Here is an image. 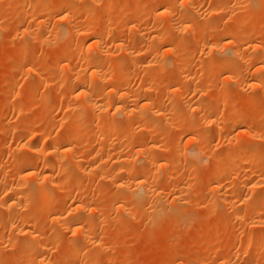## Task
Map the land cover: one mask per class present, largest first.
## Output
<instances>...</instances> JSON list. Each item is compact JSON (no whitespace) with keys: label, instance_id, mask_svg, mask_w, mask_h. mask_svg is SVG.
<instances>
[{"label":"rangeland","instance_id":"374dc122","mask_svg":"<svg viewBox=\"0 0 264 264\" xmlns=\"http://www.w3.org/2000/svg\"><path fill=\"white\" fill-rule=\"evenodd\" d=\"M35 1L0 0V200L4 202L2 195L13 193L10 188L15 184L27 187L47 168L57 175L58 170H55H61L58 166H62L63 171L68 168L70 173L71 170V176L63 171L60 173L68 178L64 174L56 176L60 188L51 189L49 203L34 196L19 204V213H24V218L29 219L26 218L27 222H31L29 237H24L19 230L26 220L14 218L8 204V211L2 207L0 264H39V260L42 264H264V0H168L166 8L164 5L160 10L156 9L157 0H66L81 11L74 20L75 25L81 26L75 31L74 39L66 21H60L68 7L66 4L50 6L55 0H41L40 5H33ZM87 7H91L88 13ZM185 9L190 15L186 21L182 18ZM161 11L164 15L158 16ZM38 19L43 20L44 25H39ZM54 26L65 27L66 30L62 28L65 36L58 32L54 35ZM105 28L102 45L98 46L92 38ZM76 47L82 52L78 56L66 53ZM87 50L90 52L86 54ZM233 52L236 54H231ZM128 54L138 61L128 60ZM88 57L101 61V71L106 74L103 78L110 74L122 78L112 83L114 86L105 78L96 82L105 89L102 91L99 87L100 94L105 93L102 97H98L99 92L93 94L97 106L105 104L103 108L108 106V111L113 113L115 109L109 106L108 91L115 88L132 93L136 99L147 92L148 97L156 96L150 101L148 111L155 113L149 115L153 117L150 120H157L161 114L166 115L165 118L145 121L150 113L147 111L141 118L146 111L140 101L138 106L124 108L122 114L116 110L119 114L116 111L117 114H111L115 117L109 112V118H115L119 125L100 140L104 145L98 139L100 145L95 142L96 136L93 138L101 128V121L100 124L95 120L93 127L74 132L71 129L74 119L80 116L74 113L72 106L83 102L68 89L71 87L67 81L72 74L84 72L85 65L89 66ZM217 96L221 102L208 105V101ZM163 100L166 104H162ZM67 103L72 104L71 110ZM192 103H199L200 113H190L184 124L192 123L194 128L182 129L180 140H174L169 134L174 133L175 116ZM125 110L129 111V116L125 117L130 119L122 121L123 115L128 113ZM88 113L92 117L93 113ZM231 120L239 123L236 135ZM87 133L91 137L80 143V138ZM44 135L52 136L53 140L42 145ZM70 137L76 141L75 147L72 146L74 156L68 153L73 157L62 151L49 155L50 145L61 147ZM231 138L241 147L230 145ZM111 143L113 148L108 145ZM38 144V153L28 148ZM141 144L154 147L157 152L147 164L150 173L134 180L133 174L145 165L142 156L136 154ZM242 144L252 148L241 149ZM96 145L100 146L96 148L100 155L94 151ZM105 145L109 146L107 151L102 148ZM191 148L198 150L203 159L194 156L189 151ZM250 149L255 150L251 153L253 156L248 153ZM93 151L94 159L90 158ZM84 156L91 159V164L88 160L87 163L82 161ZM74 157H78L77 161L71 159ZM32 158L36 164L30 170V180L20 181L17 174L26 166V160ZM120 161L122 164L116 163ZM242 163L248 166L245 174L240 172ZM117 165L127 170V177L118 172L115 177L111 176L110 172L119 169ZM252 172L258 182H253L257 189L250 192L237 178L247 174L246 178ZM116 175L125 180L120 177L119 181ZM211 175L215 176L214 180L220 175L228 177L220 191L207 186ZM137 182L145 188L156 187L161 199L164 197L162 200L169 205L157 214L152 212L155 202H148L152 203V194L147 196L149 200L143 198L145 203L142 200L130 202L129 194H134ZM181 188L186 190V195L180 197ZM124 194L126 197H120ZM225 198L234 205L224 204ZM78 206L84 210H77ZM77 216L94 226L87 239H83L81 233H72L73 222L80 218ZM34 238L39 244V254L32 251L37 247Z\"/></svg>","mask_w":264,"mask_h":264},{"label":"bare ground","instance_id":"6f19581e","mask_svg":"<svg viewBox=\"0 0 264 264\" xmlns=\"http://www.w3.org/2000/svg\"><path fill=\"white\" fill-rule=\"evenodd\" d=\"M27 1V0H26ZM40 1L41 0H36L35 2H34V4L33 5H35L36 3H39V5L41 4L40 3ZM91 1V0H90ZM95 1V0H94ZM93 1V2H94ZM42 2H43V0H42ZM168 2V0H157V6H156V9H161L164 5H165V8H166V3ZM45 4H46V1L44 2ZM62 3H64V4H66L68 7H67V9H64V11H63V19L62 18H60V21L61 20H64V21H66V23L69 25V27H68V29L70 30L69 32L71 33V34H73L72 35V37L74 36V34H75V31L77 32V31H79L80 30V28H81V26L80 25H75V19H76V16H77V14L79 13V12H81V11H79L76 7H75V5L73 6H71V3H67L66 2V0H65V2L64 1H62V0H55V1H52V2H50V6H57V5H60V4H62ZM172 3V2H171ZM24 4H25V2H24ZM91 4V3H90ZM95 4H96V2H95ZM169 4V6L168 7H170V3H168ZM167 4V5H168ZM176 4V3H175ZM49 5V4H48ZM89 5V4H88ZM93 5H94V3H93ZM102 5V4H101ZM49 6V7H50ZM187 6H188V4H187ZM35 7V6H34ZM93 7V6H92ZM94 7H96V5L94 6ZM167 7V8H168ZM172 7V6H171ZM88 8V7H87ZM50 9V8H49ZM86 9V8H85ZM89 9L91 10V7L90 8H88V10H86V12L87 11H89ZM184 9V8H183ZM158 10V11H159ZM168 10V9H167ZM166 10V11H167ZM84 11V10H83ZM165 11V10H164ZM164 11L161 13H159V14H157L158 16H160V15H164ZM185 11H186V9H185ZM184 11V12H185ZM90 12V11H89ZM157 12V11H156ZM168 12V11H167ZM169 12H170V10H169ZM88 13V12H87ZM80 14V13H79ZM83 14H86L85 12L83 13ZM91 14V13H90ZM157 15L155 14V16L157 17ZM166 15V14H165ZM183 15H184V17L182 16V18H183V20H188V18L190 17V15H189V13H187V11L185 12V13H183ZM41 16V15H40ZM35 17H38V16H35ZM62 17V16H61ZM191 18H193V17H191ZM29 19V18H28ZM43 19V18H42ZM156 19H158V18H156ZM179 19V18H178ZM177 19V20H178ZM91 20V19H90ZM160 20H161V18H160ZM185 20V21H186ZM236 20V19H235ZM43 21V20H42ZM41 21V19H40V22H39V19H38V24L39 25H44L43 23H44V21L42 22ZM172 21V20H171ZM170 21V22H171ZM228 21V20H227ZM156 22H157V20H156ZM160 21L158 20V23H159ZM161 22H162V20H161ZM181 22V21H180ZM184 22V21H183ZM183 22H181V23H183ZM204 22V21H203ZM50 23V22H49ZM58 23V22H57ZM97 23V22H96ZM154 23H155V21H154ZM180 23V24H181ZM220 23V22H219ZM60 24V23H59ZM82 24V23H81ZM94 24V23H93ZM93 24H92V26H93ZM162 24V23H161ZM56 25V24H55ZM58 25V24H57ZM96 25V24H95ZM109 25V24H108ZM158 25V24H157ZM182 25V24H181ZM85 26V25H84ZM87 26V25H86ZM91 26V25H90ZM107 26V25H106ZM154 26H156V25H154ZM177 26V25H176ZM46 27H48V26H46ZM83 27V26H82ZM95 27V26H94ZM110 27V26H109ZM159 27V26H158ZM29 28V27H28ZM32 28V27H31ZM62 28H63V26H62ZM61 28V26L59 27H57V26H54L53 28H52V33L55 35L57 32V34H62V33H64V36H65V33L66 32H64L63 31V29L65 28H63L62 29ZM83 28H85V27H83ZM45 29H47V28H45ZM156 29V28H155ZM64 30H66V29H64ZM105 30H107V28H105V29H103V31H100V33H97L96 35L97 36H95V37H93L92 39L95 41V43L98 45V46H101L100 45V42H101V40H103L104 39V35L106 34V32L107 31H105ZM159 30V29H158ZM51 31V30H50ZM49 31V32H50ZM54 32H56V33H54ZM43 33V32H42ZM68 33V32H67ZM161 34V33H160ZM230 35V34H229ZM62 36V35H61ZM205 36V35H204ZM225 37H227L226 35H224ZM69 38H70V36H69ZM103 38V39H102ZM223 38V37H222ZM73 39H74V37H73ZM91 39V38H90ZM225 39V38H224ZM43 40V39H42ZM41 40V41H42ZM64 40V39H63ZM93 40H91V41H93ZM93 41V42H94ZM43 42V41H42ZM45 42V41H44ZM69 42H71V41H69ZM146 42V41H145ZM73 43V42H72ZM76 44V43H75ZM74 44V45H75ZM77 46H78V44H76ZM123 45V44H122ZM73 46V45H72ZM151 46V45H150ZM80 47H82V46H80ZM119 47V46H118ZM255 47V46H254ZM71 48V47H70ZM78 48H79V46H78ZM78 48L76 47V48H74V50H72L71 52L70 51H67L66 53H68L69 52V55L71 56L72 54H74V53H76L77 54V56H78V53L80 54V53H82L81 52V50H78ZM98 48H100V47H98ZM64 49V48H63ZM80 49V48H79ZM104 49V48H103ZM125 49V48H124ZM102 50V49H101ZM171 50V49H170ZM64 51V50H63ZM83 51V50H82ZM103 51V50H102ZM126 51V50H125ZM146 51V50H145ZM90 51L89 50H87V52H86V54L87 53H89ZM105 52V51H104ZM130 52V51H129ZM132 52V51H131ZM139 52V51H138ZM172 52V51H171ZM235 52V51H234ZM231 53V54H236V53ZM65 53V54H66ZM114 53V52H113ZM84 54V53H83ZM116 54V53H115ZM133 54V53H132ZM143 54V53H142ZM131 55V54H130ZM69 56V57H70ZM89 56V55H88ZM110 56V55H109ZM112 56V55H111ZM141 56V55H140ZM236 56V55H235ZM239 56H240V54H239ZM66 57H68V56H66ZM73 57V56H72ZM143 57V56H142ZM238 57V56H237ZM262 57V56H261ZM91 58H93V59H91ZM102 58V57H101ZM124 58V57H123ZM128 60H132L133 61V63H134V61L135 62H137L138 60H135V57L133 56V55H131V56H129V54H128ZM159 58V57H158ZM239 58V57H238ZM259 58V57H258ZM66 59V58H65ZM87 59H89V62L88 61H86V63L88 62L89 63V66H87V65H85V68L84 69H82L84 72L83 73H78V74H72V78L70 77V81L68 80L67 82H69L68 84H69V86L71 87V88H69L68 87V89H71L72 91V94L75 96V98H77V100H78V98H80L81 100H82V102H83V104H82V102L80 103V104H82V105H80V106H77V104L76 105H74V106H72V104L71 105H68V103H67V105H68V108L70 107V110H71V106H72V109L75 111L74 113H76L77 115H79L80 117L78 118V116H77V120L76 119H74L75 120V122H74V125L72 126V130L74 131V132H80V130L82 129L83 130V128H85V127H90V125L91 124H93L94 123V121L95 120H97V122H99L100 123V121L102 122V124H101V128L98 126V128H100V129H98V131L96 132V134H94L93 135V138H94V136H96V140H95V142H97L98 143V141H97V139L99 140V143L101 144V142L102 141H100V140H104L105 138H106V136H108L112 131H113V127H115V128H117L118 127V125H119V123L116 121V119L114 120L113 118L111 119V118H109V116L111 115V114H113V113H118L119 114V112L121 111V113L120 114H122V110H124V108H128V107H132L131 105H139V103H140V101H142L141 103H142V109H144L146 112H143L144 114L143 115H141V118H142V116H144L146 113H148L149 111H148V109H149V107H150V105H152V104H150V101L152 102V100H154V98L156 97V96H153V95H149V96H151V97H148V95L144 92L143 93V95L138 99V97H137V99L135 98V96H132V93L131 94H129V93H127V91L125 92V90H123L122 88V90H115V89H113L112 91H108V92H110L109 93V96L111 97H109L108 95V97L111 99V101H110V104H109V106H111V107H113L115 110H113L114 112L113 113H111V110L110 111H108V109L107 108H109L108 106L106 107V109L105 108H103V106L105 105H103V104H100L99 106H97V104L95 103V102H97V101H95L96 99H94V96H93V94H95V93H98L100 90V88L99 87H101V90L102 91H104L105 89H102L103 87V84H102V81H101V83L100 84H102V86H98L97 85V83L96 82H98L99 83V79H104L103 78V76H105V75H103V73H102V64H100L101 63V61H100V59H99V61H100V63L98 62V60L96 59H94V57H88ZM107 59H108V57H107ZM141 59V58H140ZM68 60V59H67ZM155 60V59H154ZM157 60V59H156ZM184 59H182L181 61H183ZM70 61V60H69ZM68 61V62H69ZM97 61V62H96ZM132 61H130V62H132ZM164 61V60H163ZM257 61V60H256ZM63 63H65L64 62V60L62 61ZM185 62V61H184ZM103 63V62H102ZM132 63V64H133ZM157 63V62H156ZM155 63V64H156ZM159 63V62H158ZM180 63H182V62H180ZM124 63H122V65H123ZM137 64V63H136ZM263 64V63H262ZM65 65V64H64ZM133 65H135V64H133ZM154 65V64H153ZM158 65V64H157ZM227 65V64H226ZM225 65V66H226ZM66 66H68V65H66ZM87 66V67H86ZM230 66H232L231 64H230ZM102 67V68H101ZM132 67V66H131ZM225 68V67H224ZM59 69V68H58ZM67 69H69V68H67ZM157 69H160V68H157ZM228 69V68H227ZM262 68H260L259 70H261ZM106 70V69H105ZM229 70V69H228ZM239 70V69H238ZM103 71H104V69H103ZM111 71V70H110ZM203 71V70H202ZM181 72V71H180ZM178 73V72H177ZM203 73V72H202ZM108 74H110V73H108ZM262 74V73H261ZM264 74V73H263ZM103 75V76H102ZM111 75V74H110ZM109 75V76H110ZM148 75V74H147ZM146 75V76H147ZM109 76H107L106 78H105V80L107 81V83H109V85H111L112 83L114 84H116L118 81L120 82L121 80H122V78H120L118 75H116L115 76V74L113 75H111L110 77ZM121 76V75H120ZM141 77V76H140ZM198 77V76H197ZM209 77V76H208ZM258 77V76H257ZM196 78V77H195ZM101 79V80H102ZM99 80V81H98ZM124 80V79H123ZM126 80V79H125ZM124 80V81H125ZM192 80V79H191ZM145 81V80H144ZM152 81V80H151ZM41 82V81H40ZM105 82V81H104ZM127 82V81H126ZM238 82V81H237ZM60 83V82H59ZM62 84V83H61ZM112 84V85H113ZM132 84V83H131ZM66 85H67V83H66ZM97 85V86H96ZM108 85V86H109ZM128 85V84H127ZM196 85V84H195ZM57 86V85H56ZM114 86V85H113ZM126 86V85H125ZM148 86V85H147ZM98 87V88H97ZM196 87V86H195ZM104 88H105V86H104ZM113 88V87H112ZM125 88V87H124ZM128 88V87H127ZM131 88V87H130ZM146 88V87H145ZM177 88V87H176ZM108 90V89H107ZM169 90H170V88H169ZM139 91V90H138ZM141 91V90H140ZM153 91V90H152ZM151 91V92H152ZM176 91H178L177 89H176ZM102 93V92H101ZM136 93V92H135ZM156 93V92H155ZM102 94H104L105 95V93H102ZM102 94H100V92H99V96L98 97H100ZM95 95V97H97ZM219 96V95H218ZM214 97V98H212V99H210L209 101H208V105H215L216 103L218 104L219 103V101L221 102V100H220V96L219 97ZM102 97V96H101ZM154 97V98H153ZM104 99V98H103ZM103 99H102V101H103ZM66 102H68V100L66 101ZM167 102V101H166ZM60 103V102H59ZM98 103H99V101H98ZM154 103V102H153ZM162 104H166L165 102H164V100H163V102H162ZM169 104V103H168ZM172 104V103H171ZM199 103H192V104H189L187 107H189V108H186V112L184 111L183 112V108L185 107L184 106V104H183V108H182V112L180 111V113L178 114H176V119H175V121H176V124L174 125L175 127H173V129H174V133H171V134H169L174 140L175 139H178L179 138V140H180V137H181V135H183V134H181V130L183 129L184 131H189L190 129H192V128H194L193 126H192V123H190V124H188V125H186L185 126V117L186 116H188V115H190V113L192 114L193 112H199L200 113V105H198ZM57 105V104H56ZM67 105H66V107H67ZM103 105V106H102ZM187 105V104H186ZM106 106V105H105ZM104 106V107H105ZM140 107V108H141ZM152 107L153 106H151V109H152ZM110 109V108H109ZM133 109V108H132ZM185 109V108H184ZM188 109V110H187ZM72 110V111H73ZM116 110H118V111H116ZM130 110V109H129ZM143 110V111H144ZM150 110V109H149ZM203 110V109H202ZM92 112L93 113V115H92V117L90 116V114L88 113V112ZM98 111V112H97ZM116 111V112H115ZM126 112H128L127 114H124L125 112L123 111V119H122V121L126 118L125 117V115L126 116H129V111H127V110H125ZM148 111V112H147ZM85 112H87L88 113V115H89V118H87V113H86V117H85ZM109 112H110V115H109ZM130 112H133V110H130ZM116 113V114H117ZM150 113V112H149ZM152 113H154V111H152ZM152 113H150V114H148L147 115V119H145L144 117V119H145V121H147L148 119L150 120V119H152L151 118V116H149V115H151ZM161 113V112H160ZM142 114V113H141ZM155 114V113H154ZM158 114H159V112H158ZM20 115V114H19ZM138 115V114H137ZM160 115V114H159ZM200 115V114H199ZM112 117H115L114 115H111ZM110 116V117H111ZM118 116V115H117ZM116 116V117H117ZM161 116H163L162 114L160 115V117ZM165 116L166 115H164L163 116V118H165ZM91 117V118H90ZM158 117V116H157ZM159 117V118H160ZM189 117V116H188ZM215 117H218V115H215ZM140 118V119H141ZM158 118V119H159ZM162 118V117H161ZM210 118V117H209ZM226 118V117H225ZM118 119V118H117ZM126 119H130L129 117H127ZM133 119V118H132ZM144 119H142V120H144ZM157 119V120H158ZM174 119V118H173ZM220 119H222V118H220ZM63 120V119H62ZM154 120H156V119H154ZM154 120H150V122L151 121H154ZM156 120V121H157ZM161 120V119H160ZM119 121H121V120H119ZM121 121V123H123ZM133 121V120H132ZM131 121V122H132ZM174 121V122H175ZM221 121V120H220ZM96 122V121H95ZM129 122V121H128ZM142 122V121H141ZM150 122H148L149 123V126L151 127L153 124H151ZM166 122V121H165ZM218 122V121H217ZM120 123V124H121ZM124 123H125V121H124ZM143 123H144V121H143ZM153 123V122H152ZM194 123V122H193ZM227 123V122H226ZM230 123H231V125H232V127H233V129H232V131H233V133H234V135H236L235 134V132H237V128H239L238 127V125H239V123H237L236 121H234V120H231L230 121ZM62 124H63V122H62ZM94 124H96V123H94ZM137 124V123H136ZM92 126V125H91ZM94 126V125H93ZM92 126V127H93ZM97 126V125H96ZM122 126V125H121ZM166 126V125H165ZM244 126V125H243ZM107 127H110V128H112V129H108ZM153 127V126H152ZM159 126H157V128H158ZM163 127V126H162ZM122 130V128H119L118 130ZM133 129V128H132ZM117 130V129H116ZM116 130H115V132H116ZM88 131V133H90V131H89V129H87L86 130V132ZM136 131V130H135ZM164 131V130H163ZM231 131V132H232ZM119 132V131H118ZM173 132V131H172ZM87 133V134H88ZM95 133V132H94ZM124 132H122V134H123ZM141 133V132H140ZM86 134V135H87ZM166 134V133H165ZM39 135H41V134H39ZM43 135V134H42ZM41 135V136H42ZM86 135H84V137L83 138H80V143H84L87 139H88V137H91L89 134H88V136H86ZM69 136V135H68ZM86 136V137H85ZM125 136V135H124ZM126 136H128L127 134H126ZM186 136V135H185ZM143 137V136H142ZM161 137V136H160ZM183 137V136H182ZM66 138V137H65ZM72 137H70V138H67V139H71ZM76 138V137H75ZM51 139H52V136H50V135H44L43 137H42V145H45V144H47V143H49V142H51ZM67 139L64 141V143L61 145V147H56V146H51L50 144H48V145H50V147H48L50 150V154L49 155H51L52 156V154H58V153H61V151L62 152H67V155H73L74 156V150H75V148H74V150H73V148H72V146L73 145H75V143L74 142H76L74 139H71V140H68L67 141ZM95 139V138H94ZM230 139V138H229ZM228 139V140H229ZM234 139V138H233ZM53 140V139H52ZM231 140H232V138H231ZM230 140V141H231ZM78 142V141H77ZM94 142V143H95ZM114 142V141H113ZM74 143V144H73ZM97 143H95V144H97ZM98 143V144H99ZM97 144V145H98ZM99 144V145H100ZM263 144V143H262ZM96 145V147H94L95 149L98 147L99 149H100V146H97ZM102 145H104L103 144V142H102ZM108 145H110L111 146V148H113L112 146H113V143H111V144H108ZM226 145V144H225ZM227 145H228V142H227ZM230 145H233V146H235V147H241L238 143H234L233 142V140L231 141V143H230ZM253 145V144H252ZM26 146L27 145H25V149H26ZM32 147H28V148H31V150H32V152H34V153H38V152H40V147H39V144L38 145H31ZM79 146V145H78ZM95 146V145H94ZM246 146H248V144H246ZM246 146H244L243 144H242V148L241 149H244L245 150V148L247 149V148H252V146L250 147V145H249V147H246ZM73 147H75V146H73ZM245 147V148H244ZM27 148V149H28ZM102 148L103 149H108L109 148V146H108V148L106 147V145L105 146H102ZM230 148V147H229ZM254 148H255V146H254ZM26 149V150H27ZM99 149H96V150H94V151H96L99 155L101 154V153H99L97 150H99ZM154 149H156V148H154V147H150V148H147V146L145 147V146H143L142 144L141 145H138L137 146V155H141L142 156V159L144 160V163H145V165H143V166H141L140 168H139V170H137L133 175H134V180H137L139 177H141V176H146V175H148L150 172V170L148 169L149 168V166H148V168H147V164H149L150 163V161H151V159H152V157L156 154V152H157V150H154ZM158 149V148H157ZM193 148H191V150H189V151H192V154H194V156H197V158L199 159V157L200 158H202V156L200 155V153H199V151L198 150H196L195 149V151H194V149L192 150ZM256 149V148H255ZM31 150H29V151H31ZM102 150V149H101ZM100 150V152H102ZM104 150V151H105ZM112 149H110V151L109 152H111V153H113L112 151H111ZM158 150H161V149H158ZM183 150V149H182ZM211 150V149H210ZM254 150V149H253ZM94 151L92 152V154L90 155V158H92L95 154H94ZM107 151V150H106ZM189 151H187V152H189ZM232 151V150H231ZM255 151V150H254ZM254 151H252V149H250V150H248V153H252V152H254ZM23 152H26V151H23ZM73 152V153H72ZM95 152V153H96ZM108 152V153H109ZM117 152V151H116ZM160 151H158V153H159ZM162 152V151H161ZM244 152V151H243ZM242 152V153H243ZM68 153H70V154H68ZM76 153V152H75ZM96 153V155L99 157V155ZM110 153V154H111ZM157 153V154H158ZM185 153V152H184ZM199 153V154H198ZM24 154V153H23ZM30 154V153H29ZM103 154V153H102ZM114 154V153H113ZM204 154V153H203ZM26 155V154H25ZM70 155V156H71ZM76 155V154H75ZM93 155V156H92ZM137 155H135L136 157H137ZM18 156V155H17ZM22 156V155H21ZM27 156V155H26ZM73 156H71V157H73ZM85 156H88V155H85ZM84 156V157H85ZM97 156H96V158H97ZM114 156V155H113ZM189 156H191L192 157V155H191V152H190V154H189ZM193 156V157H194ZM251 156H253L252 154H251ZM84 157H83V162H84V160H85V162L87 161V162H89L90 164H91V159L89 158H87V157H85V159H84ZM121 157V156H120ZM120 157H118L119 158V160L121 159ZM135 157V158H136ZM187 157V156H186ZM190 157V158H191ZM205 157V156H204ZM213 157H215V156H213ZM219 157V156H218ZM244 157V156H243ZM24 158V157H23ZM22 158V159H23ZM75 158H76V161H77V158L78 157H74V158H71L72 160H75ZM95 158V157H94ZM94 158H92V159H94ZM118 158L117 159H115V160H117L118 161ZM126 158V157H125ZM124 158V159H125ZM138 158V157H137ZM196 158V162H197V159ZM40 159V158H39ZM82 159V158H81ZM98 159V158H97ZM129 159V158H128ZM203 159V158H202ZM205 159H207V156L205 157ZM209 159V158H208ZM42 160V159H41ZM71 160V162H73ZM99 160V159H98ZM113 160V159H112ZM114 160V161H115ZM122 160V159H121ZM247 160V159H246ZM22 161V160H21ZM75 161V162H76ZM82 161H80V163L82 162ZM93 161V163H94V160H92ZM244 161V160H243ZM242 161V162H243ZM86 162V163H87ZM102 162V161H101ZM152 162V161H151ZM247 162V161H246ZM245 162V163H246ZM45 163H48V162H45ZM92 163V164H93ZM96 163V162H95ZM116 163H119V164H122L121 163V161L120 162H116ZM116 163L114 164V165H116ZM199 163V162H198ZM244 163V162H243ZM241 164L240 166V169H241V171L240 172H242V174L244 173H246V171H247V168H248V166H246V165H244V164ZM35 164H36V160H34L33 158L32 159H29V160H26V166L24 167V168H22V171L21 172H19L18 174H17V176L16 177H18L19 178V180L20 181H25L26 179H29L30 177H31V174H30V170L35 166ZM54 164V163H53ZM74 164V163H73ZM89 164V165H90ZM97 164V163H96ZM101 164V163H100ZM99 164V165H100ZM50 165V164H49ZM49 165H47L48 167H52V166H49ZM57 165H58V163H57ZM95 165V164H94ZM113 165V166H114ZM67 166H68V164H67ZM76 166V165H75ZM118 166V165H117ZM117 166H116V168H117ZM58 167H61V170L60 169H56L55 171H57L58 170V172H57V175H56V172H52V170H50V168L47 170H45L44 172H42L41 174H39L38 176V178H36V179H34V180H32V183L31 184H29L27 187H24L23 185H14L13 187H11L10 189L12 190V192L11 191H9V192H11L12 194H8V193H6V194H4V195H2V197L3 196H5L4 198H5V200H4V202L2 201V200H0V211H2L3 209H5V207H6V205L8 204V206L9 207H12L11 209L13 210H11L12 211V216H14V218L16 217H18L19 218V220H20V218L21 219H24V221L26 220V218L28 219V217H26V218H24V216H23V214L22 213H19V211H20V209L18 210L17 208H19V204H21L22 203V201L25 199H31V197H34V196H39V198L40 197H42V198H44L48 203L52 200V192H50L51 191V189H57L58 190V187H59V184L56 182V178L57 177H59L60 175H58V174H61L62 176H63V174L66 172V174L68 175H70L71 174V170H70V173L69 172H67V170H68V168L66 169V168H64V169H66V171H63V168H62V166H58ZM101 167V166H100ZM105 167V166H104ZM120 166H118V168H119ZM54 168V167H53ZM52 168V169H53ZM55 168H56V166H55ZM98 168V167H97ZM115 167L113 168V169H116ZM122 168V167H121ZM124 169V168H123ZM64 172L63 174L62 173H60V172ZM110 171V170H109ZM112 171V170H111ZM129 172H130V169L128 170ZM132 171V170H131ZM120 173V175L121 174H123L124 176H126V174H127V176H128V174L129 173H127V170H122V169H116V171L114 170V172L112 171V172H110V174H111V176H114V174H116V173ZM239 172V173H240ZM227 173V172H226ZM253 173V172H252ZM227 174H229V173H227ZM255 173H253L252 175H251V173H250V176H247L246 178H245V176L247 175H244V176H242V175H239V177L240 176H242V177H236L237 179H239V181L241 182V184H245L244 186L245 187H248V188H246L247 189V191H250V192H253L254 190H256L257 188L254 186V184L255 183H253L254 181H255V175H254ZM65 175V174H64ZM67 175H65L66 177H67ZM123 175H121V176H123ZM132 175V174H131ZM130 175V176H131ZM214 175V174H213ZM213 175H211L210 176V178H208V181H207V186H214L217 190H219V189H222L223 188V186L227 183V179H228V177L225 179V178H223L221 175H220V177H217V178H215V180L213 179L214 177H213ZM233 175V174H232ZM249 175V174H248ZM256 175H258V174H256ZM57 176V177H56ZM64 176V177H65ZM71 176V175H70ZM70 176H69V178H70ZM110 175H108V178H110L109 177ZM119 175H116V177H118ZM120 176V177H121ZM126 176V177H127ZM259 176V175H258ZM257 176V177H258ZM107 177V176H106ZM115 177V176H114ZM120 177H118V179H119V181H120ZM133 177V176H132ZM186 177V176H185ZM189 177V176H188ZM68 178V177H67ZM107 178V179H108ZM113 178V177H112ZM121 178H123V177H121ZM187 178V177H186ZM230 178V177H229ZM72 179V178H71ZM114 179V178H113ZM117 179V178H116ZM124 180H125V177L123 178ZM123 179H122V182H120L121 184H123ZM232 179V178H231ZM257 179V178H256ZM30 180V179H29ZM109 180V179H108ZM236 180V179H235ZM115 181V180H114ZM118 181V180H117ZM230 181V180H229ZM238 180H236L235 182H237ZM237 182L238 184H240V182ZM110 182H111V180H110ZM136 182V181H135ZM181 182V181H180ZM182 182H183V180H182ZM243 182V183H242ZM256 182V181H255ZM258 182V181H257ZM256 182V183H257ZM125 183V182H124ZM225 183V184H224ZM118 185H119V183H117ZM224 184V185H223ZM232 184V183H231ZM126 185V184H125ZM247 185H249V186H247ZM257 185V184H256ZM66 186V185H65ZM77 186V185H76ZM120 186H122V185H120ZM243 186V187H244ZM152 187V186H151ZM151 187L150 188H145L144 186H143V184L142 183H140V182H137V189L135 190V191H133V193L134 194H132L131 193V195L129 194V196H131L130 198H132V201H130V202H133V204L135 203V202H139L140 203V201L142 200V203L144 202V200L147 198V196H148V198H149V194H152V195H154L152 198H153V200H151L152 201V203L150 202V200L149 199H146V200H149L148 202L150 203V204H153V201L155 202L154 203V205L152 206L153 208H154V211H152L153 213H156L157 212V214H158V212L160 211L161 212V210H163V209H165L166 208V206L167 205H169L168 203H167V201H166V203H165V199H164V201L161 199V195H160V193L158 192V190H156V187H155V189H151ZM171 187V186H170ZM258 187V186H257ZM60 188V187H59ZM79 188V187H78ZM124 188H127V186H124ZM154 188V187H153ZM173 188V187H172ZM256 188V189H255ZM249 189V190H248ZM81 190V189H80ZM79 191V190H78ZM188 191V190H187ZM220 191V190H219ZM80 192V191H79ZM161 192V191H160ZM185 192H186V190L185 189H180L179 190V193H178V196L180 195V197L181 196H183V195H186L185 194ZM76 193V192H75ZM8 194V195H7ZM128 195V194H127ZM152 195H150V198H151V196ZM163 196V195H162ZM120 197H126V195L124 194V196H120ZM145 197V199L143 200V198ZM226 197V196H225ZM35 198H38V197H35ZM81 198V197H80ZM130 198L129 199H127V202H128V200H130ZM241 198H244V197H241ZM33 199V198H32ZM41 199V198H40ZM124 199V198H123ZM146 200H145V202H146ZM225 200V203L224 204H226L227 203V205L229 206L230 204L232 205L233 203L230 201V199L228 200L227 198H225L224 199ZM243 200H245V199H243ZM242 200V201H243ZM2 201V202H1ZM121 201H123L122 199H121ZM121 201H119V204L120 203H123V202H121ZM192 201V200H191ZM41 202V201H40ZM44 202V201H43ZM126 202V201H125ZM144 202V203H145ZM169 202V201H168ZM194 202V201H193ZM224 202V201H223ZM47 203V204H48ZM118 204V203H117ZM132 204V205H133ZM138 203H136V205H137ZM148 204V203H147ZM191 204H192V202H191ZM196 204V203H195ZM18 205V207H16ZM128 205H130V204H128ZM131 205V206H132ZM193 205H194V203H193ZM227 205H225V206H227ZM234 205V204H233ZM243 205V204H242ZM50 206V205H49ZM81 206V205H80ZM80 206H78L77 207V210H80ZM83 206V205H82ZM145 206V205H144ZM148 206V205H147ZM227 206V207H228ZM2 207H4L3 209H2ZM122 207H123V205H122ZM122 207H120V208H122ZM231 207V206H230ZM233 207H235V206H233ZM7 208V207H6ZM17 210H16V209ZM47 208V207H46ZM46 208H44V209H46ZM83 208V207H82ZM81 208V209H82ZM193 208V207H192ZM2 209V210H1ZM8 209L9 208H7L6 210L8 211ZM43 209V208H42ZM174 209H177V208H174ZM174 209H172V210H174ZM14 210H15V212L16 211H18V213L16 212H14ZM46 210H48V209H46ZM45 210V211H46ZM76 210V209H75ZM82 210H84V209H82ZM10 211V210H9ZM50 211V210H49ZM13 212L15 213V214H13ZM23 212V211H22ZM82 212V211H81ZM84 212V211H83ZM173 212H178V211H176V210H174ZM10 215V219H11V216ZM22 216H23V218H22ZM61 216V215H60ZM76 217V216H75ZM77 217H80V218H77L76 219V221L75 222H73L74 224H73V227H72V233L74 232V233H76V232H78L79 234L81 233V235H83V239H87V237L89 236V233H90V230L94 227V226H92V224H91V222H89L88 220H84V218L82 217V216H77ZM154 217H155V215H154ZM17 218V219H18ZM16 219V220H17ZM12 220H14L13 219V217H12ZM29 220V219H28ZM33 220V219H32ZM30 221H31V219H30ZM37 221V220H36ZM13 222V221H12ZM29 222V221H28ZM27 222V220L25 221V224L23 225V227L21 228L20 226V232L22 233V235L24 236V237H29L30 235H31V232H30V230H29V226H31L30 224H31V222H29L28 223ZM34 222H35V220H34ZM152 222V221H151ZM11 223V222H10ZM18 224V223H17ZM20 224V223H19ZM108 224V223H107ZM14 225H16L15 223H14ZM33 225H35V224H33ZM246 225V224H245ZM258 225H260V224H258ZM257 225V226H258ZM233 226V225H232ZM251 226V225H250ZM18 227V226H17ZM92 227V228H91ZM244 227H246V226H243L242 228H244ZM249 227V226H248ZM11 228V227H10ZM13 228V227H12ZM16 228V227H15ZM242 228L240 229V230H242ZM251 228V227H250ZM249 231V230H248ZM255 233V232H254ZM247 234H250L249 232H247ZM97 235V234H96ZM246 235V234H245ZM256 235V234H255ZM35 237H37V236H35ZM246 237V236H245ZM33 238V237H32ZM38 238V237H37ZM248 238V237H247ZM32 240H36V238H34V239H32ZM251 240H252V238H251ZM251 240H250V242H251ZM85 241V240H84ZM87 241V240H86ZM115 241V240H114ZM247 241H249V239H247ZM246 241V242H247ZM37 240L34 242V244L38 247V245H37ZM247 243H249V242H247ZM30 244V243H29ZM251 244V243H250ZM249 244V245H250ZM253 244V243H252ZM31 245H33V243L31 244ZM35 245H33V246H35ZM237 246V245H236ZM37 247H35V249H30V250H32L33 252H34V254H36L37 252H38V254L40 253L39 251V247H38V249H36ZM34 248V247H33ZM243 248V247H242ZM43 251H45V249L43 250ZM247 251V250H246ZM1 252H2V250H1ZM32 252V253H33ZM0 258H1V253H0ZM3 258V257H2ZM80 258V257H79ZM40 262H39V264H42V261L41 260H39ZM228 261V260H227ZM225 264H228V263H225ZM230 264V263H229Z\"/></svg>","mask_w":264,"mask_h":264}]
</instances>
